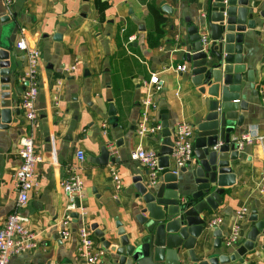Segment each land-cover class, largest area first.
<instances>
[{
    "label": "crops",
    "instance_id": "1",
    "mask_svg": "<svg viewBox=\"0 0 264 264\" xmlns=\"http://www.w3.org/2000/svg\"><path fill=\"white\" fill-rule=\"evenodd\" d=\"M164 4L171 14L163 10ZM207 5L208 0H15L9 11L0 0V37L7 25L2 21L10 17V23L16 24L10 38L14 47L10 84H3L0 75V111H13L11 125L0 127V226L17 205L19 140L30 133L19 107L24 86L17 80L26 68L25 56L15 45L23 36L29 47L41 52L37 102L40 128L34 136L36 151L44 162L37 167L36 185L23 209L29 229L38 234L40 246L31 253L12 257L8 264H76L75 232L83 224L89 228L96 225L110 238L115 237L118 222L128 231L139 225L135 220L139 207L134 200L133 178L144 175L145 169L130 160V152L141 148L160 154L162 145L161 134L140 138L137 133L147 95L143 82L154 73L163 81L157 107L148 115L149 125L161 122V110H167L172 132L180 122L196 129L204 121L207 98L192 85L190 66L183 61L180 46L188 42V28L205 14ZM253 7L257 29L244 35L243 48L247 52L244 63L254 71L255 82L247 84L248 91L241 94L248 111L240 112L245 123L234 137L238 140L264 135V18L260 16L264 0H257ZM156 14L165 18L161 25L164 36L152 48L148 37L155 32ZM57 35L60 40L54 39ZM132 37L134 41L129 43ZM181 63L187 65L188 72L176 74L173 68ZM110 104L115 117L108 116ZM16 109L20 116L15 115ZM109 145L120 162L101 167L94 161ZM263 147L247 145L241 150L243 157L233 167L236 184L227 190L218 211L207 217L205 235L196 245L201 261L224 252L213 248L210 224L214 219H222L219 228L225 237L223 242L233 227L240 230L239 241L229 254L246 241L251 230L248 220L254 211L259 221L264 220V193L260 190ZM78 152H84V163L78 161ZM111 167L117 168L122 180L123 189L118 195ZM67 168H79L82 175L84 190L79 206L85 208V217L68 209L71 201L61 187ZM243 209L248 212L240 219L238 213ZM75 213L78 219L73 217ZM68 214L72 216V235L63 239L62 221ZM256 244L255 252L243 258L245 264H264V235ZM109 264H116L115 259Z\"/></svg>",
    "mask_w": 264,
    "mask_h": 264
},
{
    "label": "water",
    "instance_id": "2",
    "mask_svg": "<svg viewBox=\"0 0 264 264\" xmlns=\"http://www.w3.org/2000/svg\"><path fill=\"white\" fill-rule=\"evenodd\" d=\"M253 3L257 0H208L205 14L188 28V42L180 46L184 51L182 59L190 66L192 85L207 98V115L195 129L194 160L178 173L173 172L169 157L173 151L172 131L167 110H161L162 145L157 172L152 177L145 169L144 175L133 178L134 200L139 207L135 220L139 225L128 231L116 223L114 238L97 230L96 225L90 227L116 264H245L243 258L255 252L258 237L264 235V220L259 221L254 211L248 220L251 230L247 239L235 253L229 254L231 248L223 242L225 237L219 227L212 230L213 248L225 253L201 261L195 252L205 235L207 217L218 211L227 190L236 184L233 167L243 157L234 137L245 123L240 112L248 111L241 94L248 91L247 84L255 82L254 71L244 63L247 52L243 48L244 35L257 29ZM163 10L172 13L166 4ZM260 16L264 18V13ZM10 21V17L2 21L7 25L0 37L3 84L11 82L10 57L14 47L10 38L16 24ZM203 33L209 35L207 42L202 40ZM54 39L60 40L61 36ZM20 113L15 110L16 116ZM0 116V127H9L13 111L2 109ZM108 116L115 117L112 104ZM94 162L105 167L120 160L104 147ZM75 203L79 207L78 199ZM73 217L78 219L79 214Z\"/></svg>",
    "mask_w": 264,
    "mask_h": 264
},
{
    "label": "built area",
    "instance_id": "3",
    "mask_svg": "<svg viewBox=\"0 0 264 264\" xmlns=\"http://www.w3.org/2000/svg\"><path fill=\"white\" fill-rule=\"evenodd\" d=\"M7 9L10 11L11 5L15 0H3ZM209 35L202 34L203 42H207ZM129 43L134 38H129ZM15 49L25 56V70L19 74L17 80L24 86L20 97V110L23 112L25 120L30 127V133L20 137L19 140V158L21 160L20 167L16 176V187L18 199L16 208L10 213L0 226V264H8L12 257L24 255L38 249L40 244L38 234L31 231L28 227L29 220L23 214L24 207L29 202V195L36 185L37 167L44 162V157L39 155L35 148V132L40 128V119L37 110V102L39 97V66L41 52L37 48H31L27 45L26 40L22 36L16 43ZM176 74L188 72L187 65L181 63L173 68ZM147 95L142 103V121L140 122L137 133L140 138L147 136L159 135L162 132L161 122L149 125L148 115L150 110L157 107L156 99L163 90V81L159 78L158 73L152 74L148 80L143 82ZM57 101V100H56ZM262 103L264 104V92H262ZM195 127L180 122L176 124L172 132L173 151L170 154V160L173 165V172L178 173L182 168L188 167L194 160V144ZM239 150H243L245 146L264 145V135L256 138H244L236 141ZM112 152L111 145L107 146ZM112 149V150H111ZM79 162L84 163L86 160L84 152L77 153ZM161 155L158 152L146 151L138 148L130 152V160L139 163L144 169L148 170L152 177L155 176L158 167V161ZM263 158V184L261 193H264V147L262 150ZM79 168H67L66 178L62 181L61 187L64 193L69 197L71 206L68 208L71 212L79 211L83 217L86 216L85 208L74 204L76 199H81L84 190V182L82 175L77 171ZM112 176L114 192L118 195L123 184L116 167L110 168ZM248 210L243 209L238 213V217L244 218ZM72 222L71 214L64 217L62 221L63 239H67L72 235L70 228ZM221 218H216L210 224L211 228L220 227ZM78 238L77 260L76 264H109L110 254L102 246L98 245L93 232L87 225L83 224L76 230ZM240 230L233 227L230 236L226 240V247L233 248L239 241Z\"/></svg>",
    "mask_w": 264,
    "mask_h": 264
},
{
    "label": "trees",
    "instance_id": "4",
    "mask_svg": "<svg viewBox=\"0 0 264 264\" xmlns=\"http://www.w3.org/2000/svg\"><path fill=\"white\" fill-rule=\"evenodd\" d=\"M165 18L161 15L156 14V29L154 34H150L148 37V42L150 47L154 48L160 44L162 37L164 36V31L161 28V25L164 23Z\"/></svg>",
    "mask_w": 264,
    "mask_h": 264
}]
</instances>
